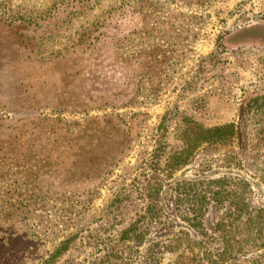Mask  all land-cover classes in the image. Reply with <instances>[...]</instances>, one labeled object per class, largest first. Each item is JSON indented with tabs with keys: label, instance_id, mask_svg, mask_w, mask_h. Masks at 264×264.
Wrapping results in <instances>:
<instances>
[{
	"label": "rangeland",
	"instance_id": "rangeland-1",
	"mask_svg": "<svg viewBox=\"0 0 264 264\" xmlns=\"http://www.w3.org/2000/svg\"><path fill=\"white\" fill-rule=\"evenodd\" d=\"M195 121L238 133L191 154ZM193 183L264 209V0H0V264L216 254L230 208L194 232Z\"/></svg>",
	"mask_w": 264,
	"mask_h": 264
},
{
	"label": "trees",
	"instance_id": "trees-1",
	"mask_svg": "<svg viewBox=\"0 0 264 264\" xmlns=\"http://www.w3.org/2000/svg\"><path fill=\"white\" fill-rule=\"evenodd\" d=\"M237 129L238 128L232 124L219 127H204L195 121L190 125L187 142L188 150H191L190 153L193 154L202 144H207L209 146H215L217 144L226 145L234 140L238 133ZM192 185L194 186H188L185 191L180 193L183 194L181 203L187 207L188 215L185 218L188 222L191 221L189 225L194 232H205L204 219L206 218L207 210H209L212 204V207L215 208L223 205L230 208V218L228 221L220 223L215 230L219 233L218 236L222 246L221 251H218L216 254L204 252L201 256L196 255L186 258V255L189 254V252L193 253L197 246V244L189 238L191 234L189 232L186 233L188 238L183 244L185 248H176V251L180 253V264H191L190 262L194 263L197 261H200L202 264H227L228 262L230 264H240V256H244L249 249L264 248V209L255 212L251 211L249 213L248 209H246L247 211L240 209L239 203L235 201H239V199L246 200L244 197L246 188L239 191V189L236 188L228 189L227 186H220L221 190L215 191L211 186L210 188L208 187V189H202L195 183ZM242 224L244 226L241 230L240 226ZM230 227H233V229ZM162 246L164 245H161V247ZM155 248H158V246H155ZM202 250L203 246H201L199 251ZM156 261L157 258L151 254L147 257L145 264H157ZM123 264L132 263L129 261ZM259 264H264V261Z\"/></svg>",
	"mask_w": 264,
	"mask_h": 264
}]
</instances>
